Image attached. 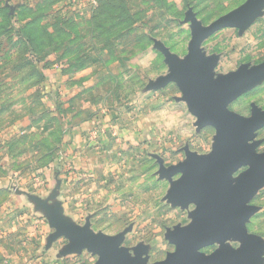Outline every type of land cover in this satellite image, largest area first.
I'll list each match as a JSON object with an SVG mask.
<instances>
[{
  "label": "rangeland",
  "instance_id": "1",
  "mask_svg": "<svg viewBox=\"0 0 264 264\" xmlns=\"http://www.w3.org/2000/svg\"><path fill=\"white\" fill-rule=\"evenodd\" d=\"M249 1L0 0V132L9 130L15 137L18 176H31L53 161L70 124L102 115L144 118L157 113L162 124H153L143 146L126 156L132 183L120 192L126 212H98L101 224L113 227L119 219L127 227L123 242L133 256L141 252L145 264L164 259L174 249L168 231L188 225L195 205L170 199L168 192L179 175L162 177L160 166L176 165L187 158V151L210 154L215 129L197 125L174 81L154 85L169 72L157 43L182 60L192 35L189 13L206 26ZM201 48L206 58L215 59V78L263 62L264 5L246 24L212 33ZM227 108L241 118L253 115L254 108L264 111V74L241 88ZM255 140L256 152L264 153V126L255 132ZM2 174L10 176L11 171L4 168ZM247 204L256 210L244 232L263 244L264 185ZM243 243L231 238L199 252L236 250ZM84 251L80 260L89 261L90 252ZM257 262L264 264V249Z\"/></svg>",
  "mask_w": 264,
  "mask_h": 264
},
{
  "label": "water",
  "instance_id": "2",
  "mask_svg": "<svg viewBox=\"0 0 264 264\" xmlns=\"http://www.w3.org/2000/svg\"><path fill=\"white\" fill-rule=\"evenodd\" d=\"M263 5L264 0L249 1L206 26H200L189 13L186 20L191 22L192 35L182 60L157 43L165 53L169 72L154 85L174 81L188 111L197 118V125L214 127L215 144L206 156L187 151L185 160L167 169L160 166L162 177L171 179L179 175L168 192L170 199L181 206L194 204L195 208L188 225L168 231V240L174 249L154 264H258L264 243L247 236L244 224L256 210L247 204L250 196L264 185V153L256 152L259 141L255 140V132L264 126V111L254 108L253 115L241 118L227 106L241 88L264 74V61L215 78V59L205 57L201 44L221 28L246 24ZM243 168H247L245 173L232 183V177ZM40 205L43 206L42 202ZM47 209L55 235L69 239L72 251L87 249L98 255L97 264H145L141 252L131 256L120 246L127 230L114 236L94 233L87 224L75 226L62 222L57 207ZM231 238L242 240L241 248H222L208 255L199 252Z\"/></svg>",
  "mask_w": 264,
  "mask_h": 264
},
{
  "label": "crops",
  "instance_id": "3",
  "mask_svg": "<svg viewBox=\"0 0 264 264\" xmlns=\"http://www.w3.org/2000/svg\"><path fill=\"white\" fill-rule=\"evenodd\" d=\"M142 116L102 115L70 124L57 157L31 176H18L15 137L9 130L0 132V264H97L98 255L90 252L89 261L80 260L84 249L72 251L69 239L55 235L47 208L57 207L62 222L87 224L94 233L114 236L127 230L119 219L113 227L101 224L98 211L110 215L127 210L120 196L132 186L126 156L143 146L153 124H162L157 113ZM4 168L10 176L2 174ZM126 233L120 246L133 256L123 242Z\"/></svg>",
  "mask_w": 264,
  "mask_h": 264
},
{
  "label": "built area",
  "instance_id": "4",
  "mask_svg": "<svg viewBox=\"0 0 264 264\" xmlns=\"http://www.w3.org/2000/svg\"><path fill=\"white\" fill-rule=\"evenodd\" d=\"M95 0H92V2H94ZM96 136V133L94 134V137Z\"/></svg>",
  "mask_w": 264,
  "mask_h": 264
}]
</instances>
